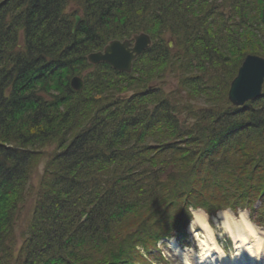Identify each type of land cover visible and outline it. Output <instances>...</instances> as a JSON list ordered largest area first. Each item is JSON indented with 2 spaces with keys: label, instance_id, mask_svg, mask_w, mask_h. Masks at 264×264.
<instances>
[{
  "label": "trees",
  "instance_id": "16d2710c",
  "mask_svg": "<svg viewBox=\"0 0 264 264\" xmlns=\"http://www.w3.org/2000/svg\"><path fill=\"white\" fill-rule=\"evenodd\" d=\"M263 12L264 0H0V264H136L171 234L143 228L149 207L181 227L190 206L237 207L264 188V93L228 100L245 56L264 57ZM142 32L152 45L132 72L88 62ZM31 189L16 248L11 215ZM117 237L109 256L81 249Z\"/></svg>",
  "mask_w": 264,
  "mask_h": 264
},
{
  "label": "rangeland",
  "instance_id": "374dc122",
  "mask_svg": "<svg viewBox=\"0 0 264 264\" xmlns=\"http://www.w3.org/2000/svg\"><path fill=\"white\" fill-rule=\"evenodd\" d=\"M73 5L74 4L69 6V8H74ZM145 34H147V33H145ZM82 80L84 81V79H82ZM164 82H165L164 80H163V82L160 80H158V81L156 80L153 82V84L156 83L157 85H159V84L162 85ZM161 85H159V86H161ZM169 86H170V83H168L166 85V87H169ZM127 94L129 95V94H131V92H128ZM45 162H46V157L44 159H41L40 163L38 164L34 173L32 174L31 180L29 182V187L34 188V187L38 186L39 179L42 175V171L44 169ZM29 192L31 193V194L27 195L29 198H26V201L24 199L25 203L21 204L18 208V211L14 212V214L11 215V218H13V222H14L15 229H16V248H19L20 245L23 243L25 236H26V233H27L29 226H30L31 218H32L30 205L34 199V194L36 191H35V189H31V190H29ZM152 208L149 207V209H148L149 211L147 212V215L146 214L142 215L143 220H145V222H144L145 226H143V228H147L148 229L147 231H149V230L153 229L154 227H159L161 229L160 232L162 235H164L163 233H166V232L174 234L175 232L178 231L179 228H177L175 226V223H174V220H176V218H177V214H176L175 210H171V211L169 210L168 212H163V211H156V210L152 211L151 210ZM190 214H191V219L190 218L188 219V222L189 221L190 222L188 225V231L187 232L190 235V238L193 241V244L195 246L196 244L199 243V239L202 237V235L204 233L203 234H202V232L200 233L201 230H200L199 223H197L195 221V213H190ZM203 214L205 216L206 213H203ZM238 214L239 213H237V214L235 213V215H238ZM206 218L209 221V223L211 224V226H213V225L215 226V222L211 218V216L206 214ZM214 226H213V228L215 229V232H216L218 229H216V227H214ZM192 227L195 230V232H193V230L191 229ZM196 233H198V234H196ZM216 238L218 239L219 242H221V244L225 245V247L228 249L227 252L232 253L235 251L233 249V247L231 246L230 242H228L224 237L220 238L219 235L216 234ZM120 241H121V239H119L117 237L111 243H107V244L101 243L100 245H95L94 248H92V249L88 248L87 246L83 247L81 249L87 253L86 255H90V254L97 255V254H99L102 257L109 256V252H111V253L117 252L118 244L120 243ZM128 241H130V244H131L133 240L130 239ZM227 245H229V247H227ZM120 249H121V246H120ZM159 249L163 250V256L168 258L167 263H164V264H170V260H171L172 264H188V263L184 262L181 259V257H179L178 255H176L174 253L175 250L172 248V245L169 242L166 244H163V245H159ZM92 250H96L97 253L95 251H92ZM139 250H140V253H138V251H135V253H136L135 254L136 260L135 261L137 264H158L157 261L159 259H157L158 258L157 256L160 254H158L156 252V250H153V252L147 250V251H145V253H141V250L143 251V249H141L140 246H139ZM196 250H199V249H196ZM261 253H262V249H261ZM262 254L264 256V253H262ZM99 255H98V257H99ZM188 259H189V263H191V264L195 263V258L191 257ZM85 263L86 262H84V264ZM159 264H163V262L160 261Z\"/></svg>",
  "mask_w": 264,
  "mask_h": 264
},
{
  "label": "water",
  "instance_id": "95a60500",
  "mask_svg": "<svg viewBox=\"0 0 264 264\" xmlns=\"http://www.w3.org/2000/svg\"><path fill=\"white\" fill-rule=\"evenodd\" d=\"M264 21V12H263ZM80 17L76 16V23ZM152 43L148 34L140 33L131 39L110 41L103 50L93 52L88 55L90 63L97 64L107 62L118 71L130 73L133 62ZM169 46H173V41H169ZM71 87L82 90L84 82L81 77L75 76L70 81ZM264 87V57L256 54H249L240 65L235 78L232 80L228 97L235 106H243L248 101L257 100L263 95Z\"/></svg>",
  "mask_w": 264,
  "mask_h": 264
},
{
  "label": "bare ground",
  "instance_id": "6f19581e",
  "mask_svg": "<svg viewBox=\"0 0 264 264\" xmlns=\"http://www.w3.org/2000/svg\"><path fill=\"white\" fill-rule=\"evenodd\" d=\"M194 213H195V221L199 223L202 232L204 231V234L200 238L202 255H200L197 260L201 259L202 261H204L205 258L203 256L206 255L205 256L206 258L210 257V261H211L210 264L221 263V258L225 260V258L227 257H225V255L223 254L224 252L221 251L220 246L215 242L213 229L208 224L207 219L203 214V211L196 210ZM219 218L221 219V222L218 223V220H217L218 226L222 227L224 231L233 233L235 237L242 239L241 241L243 245L248 244L247 246L243 247L245 248V250L240 251V249H238L236 253H233L235 257L234 262L232 263L231 261L228 260L227 264H231V263L232 264H254L255 263L254 256L259 255V252L261 251V249L262 251H264V248L262 247L263 243H261L262 239L258 237V233L259 232L261 233L262 231L252 226L251 222L248 220V217L244 214H242L241 218L237 220L234 216L228 214L227 212H220ZM191 229L193 230V232H195L193 227ZM245 233H248V235H245ZM251 237L255 239V242H256L255 245H252L250 243ZM171 245H172V248L175 250V252L180 255L181 259L184 262H187V258L183 256L184 254L182 251L177 249L178 246L174 240L171 241ZM239 247L240 246L238 245L237 248ZM236 261H238L239 263L238 262L235 263Z\"/></svg>",
  "mask_w": 264,
  "mask_h": 264
}]
</instances>
